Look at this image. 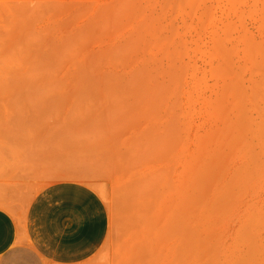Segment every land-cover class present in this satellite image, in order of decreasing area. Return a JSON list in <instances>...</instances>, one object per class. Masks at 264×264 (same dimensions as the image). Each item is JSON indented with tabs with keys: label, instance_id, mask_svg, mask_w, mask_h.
Wrapping results in <instances>:
<instances>
[{
	"label": "rangeland",
	"instance_id": "obj_1",
	"mask_svg": "<svg viewBox=\"0 0 264 264\" xmlns=\"http://www.w3.org/2000/svg\"><path fill=\"white\" fill-rule=\"evenodd\" d=\"M16 107L104 199L95 264H264V0H0Z\"/></svg>",
	"mask_w": 264,
	"mask_h": 264
},
{
	"label": "crops",
	"instance_id": "obj_2",
	"mask_svg": "<svg viewBox=\"0 0 264 264\" xmlns=\"http://www.w3.org/2000/svg\"><path fill=\"white\" fill-rule=\"evenodd\" d=\"M46 122L0 110V264H95L109 210L93 187L50 175L57 149L33 138Z\"/></svg>",
	"mask_w": 264,
	"mask_h": 264
},
{
	"label": "bare ground",
	"instance_id": "obj_3",
	"mask_svg": "<svg viewBox=\"0 0 264 264\" xmlns=\"http://www.w3.org/2000/svg\"><path fill=\"white\" fill-rule=\"evenodd\" d=\"M106 161H107V159H106ZM62 171H63V170H62ZM106 174H107V173H106ZM106 174H105V175H106ZM65 175H66V174H65ZM70 175H72V174H70ZM63 176H64V175H63ZM73 176H74V175H73ZM68 177H69V176H68ZM75 177H76V176H75Z\"/></svg>",
	"mask_w": 264,
	"mask_h": 264
}]
</instances>
